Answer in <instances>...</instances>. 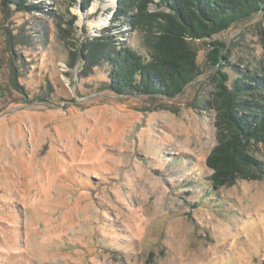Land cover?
I'll return each instance as SVG.
<instances>
[{
	"label": "rangeland",
	"instance_id": "374dc122",
	"mask_svg": "<svg viewBox=\"0 0 264 264\" xmlns=\"http://www.w3.org/2000/svg\"><path fill=\"white\" fill-rule=\"evenodd\" d=\"M107 1L15 11L0 0V264H264V178L213 189L205 166L217 143L213 75L229 87L264 75V4L194 41L203 73L152 98L102 89L106 64L85 76L79 60L67 64L87 35L148 53ZM214 40L220 66L206 60ZM253 98L264 104L263 92ZM252 152L264 162L263 147Z\"/></svg>",
	"mask_w": 264,
	"mask_h": 264
},
{
	"label": "trees",
	"instance_id": "16d2710c",
	"mask_svg": "<svg viewBox=\"0 0 264 264\" xmlns=\"http://www.w3.org/2000/svg\"><path fill=\"white\" fill-rule=\"evenodd\" d=\"M92 1L83 0L84 7ZM115 1V18H124L133 30L140 32L141 44L148 53H140L123 42L114 44L109 35H87L80 44L71 46L74 49L69 51L67 64L72 68L79 60L84 76L106 64L107 80L101 84L102 89L116 95L152 98H173L203 73L196 63L194 41H203L249 18L264 4V0ZM2 3L6 9L13 5L15 11L30 8L26 0ZM75 20V15L69 19L71 30ZM208 44L212 49L206 60L212 66H220L225 46L217 40ZM14 73L11 69L12 88L26 96ZM213 77L216 85L210 101L217 111V143L205 158V166L211 171V187L218 189L239 179H263L264 162L252 151L256 145L264 148V104L253 98L264 93V75L243 73L232 87L227 85L228 76L221 70L217 69Z\"/></svg>",
	"mask_w": 264,
	"mask_h": 264
},
{
	"label": "bare ground",
	"instance_id": "6f19581e",
	"mask_svg": "<svg viewBox=\"0 0 264 264\" xmlns=\"http://www.w3.org/2000/svg\"><path fill=\"white\" fill-rule=\"evenodd\" d=\"M114 3H115L114 0H108L106 3H104V5H113ZM96 4H97L96 2L93 3V5L91 6V10H93L94 7H96ZM104 21H106V19H103V18L96 20V22H98L97 24H100Z\"/></svg>",
	"mask_w": 264,
	"mask_h": 264
},
{
	"label": "water",
	"instance_id": "95a60500",
	"mask_svg": "<svg viewBox=\"0 0 264 264\" xmlns=\"http://www.w3.org/2000/svg\"><path fill=\"white\" fill-rule=\"evenodd\" d=\"M115 3H116V1H115ZM80 5L83 7V9L85 8L84 4H83V0H80Z\"/></svg>",
	"mask_w": 264,
	"mask_h": 264
}]
</instances>
